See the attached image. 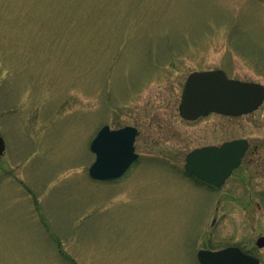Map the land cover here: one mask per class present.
<instances>
[{
  "label": "rangeland",
  "instance_id": "obj_1",
  "mask_svg": "<svg viewBox=\"0 0 264 264\" xmlns=\"http://www.w3.org/2000/svg\"><path fill=\"white\" fill-rule=\"evenodd\" d=\"M216 69L264 86V0H0V264H199L228 246L264 264V104L179 113L188 76ZM104 125L140 132L114 182L88 174ZM236 139L250 150L220 190L186 176L189 152Z\"/></svg>",
  "mask_w": 264,
  "mask_h": 264
},
{
  "label": "water",
  "instance_id": "obj_2",
  "mask_svg": "<svg viewBox=\"0 0 264 264\" xmlns=\"http://www.w3.org/2000/svg\"><path fill=\"white\" fill-rule=\"evenodd\" d=\"M264 103V86L254 82L229 79L223 70L194 72L183 89L179 112L182 118L195 121L211 113L239 117L258 110ZM137 128L127 126L111 130L104 126L93 140L91 151L96 160L89 175L96 181H114L123 177L138 160L135 142ZM248 149L244 139L226 142L221 146L196 149L188 154L185 170L204 182L221 187L237 169ZM5 142L0 136V156ZM264 247V237L257 241ZM200 264H261L258 258L245 254L238 247L219 251L200 250Z\"/></svg>",
  "mask_w": 264,
  "mask_h": 264
},
{
  "label": "flooded vegetation",
  "instance_id": "obj_3",
  "mask_svg": "<svg viewBox=\"0 0 264 264\" xmlns=\"http://www.w3.org/2000/svg\"><path fill=\"white\" fill-rule=\"evenodd\" d=\"M221 116V115H220ZM223 117H225V116H223ZM198 121V120H197ZM205 146H212V145H205ZM250 143L248 142V149H247V151H246V153H245V156H246V154L249 152V150H250ZM204 147V146H203ZM256 150H257V148H255ZM245 156L243 157V159L245 158ZM186 161V160H185ZM242 162H243V160H242ZM242 165V164H241ZM185 171V170H184ZM186 173V172H185ZM186 176H188L193 182H195L198 186H200V188H202L203 187V189H206L208 192L209 191H213V190H220L224 185H225V183H224V185L221 187V188H217V187H215V186H213V185H210V184H208V183H206V182H203V181H201V180H198V179H196V178H194V177H191V176H189L188 174H186ZM228 181V180H227ZM226 181V182H227ZM202 186V187H201ZM239 247V246H238ZM243 249V248H242ZM244 250V249H243ZM247 254H250V255H252V253L251 252H248V251H246V250H244ZM254 256V255H253Z\"/></svg>",
  "mask_w": 264,
  "mask_h": 264
}]
</instances>
